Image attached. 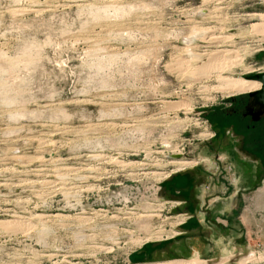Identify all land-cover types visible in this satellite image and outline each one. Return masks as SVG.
Instances as JSON below:
<instances>
[{"label":"rangeland","instance_id":"obj_1","mask_svg":"<svg viewBox=\"0 0 264 264\" xmlns=\"http://www.w3.org/2000/svg\"><path fill=\"white\" fill-rule=\"evenodd\" d=\"M255 12L264 0H0V264L224 258L222 237L211 258L190 238L171 160L198 163L206 203L240 201L234 237L264 264V177L242 190L213 158L211 111L234 95L201 70L218 54L221 75L264 71Z\"/></svg>","mask_w":264,"mask_h":264},{"label":"flooded vegetation","instance_id":"obj_2","mask_svg":"<svg viewBox=\"0 0 264 264\" xmlns=\"http://www.w3.org/2000/svg\"><path fill=\"white\" fill-rule=\"evenodd\" d=\"M229 101L227 107H219L211 111L213 117L211 125H213L214 134L211 135L212 138L209 137L211 139L207 138V146L208 149L215 151L212 156L216 158V161L229 164L234 176L238 175L239 178L249 177L251 179V183H247L242 187V190H248L249 184L254 186L258 178L264 177V106L257 103L249 92L234 95ZM219 150L224 153H218ZM196 164L198 163L195 161L194 165L184 166L183 169L177 170V172L186 171L191 167L194 168ZM219 166L218 164L217 167ZM190 190V185L177 187L176 192L185 200L176 202L175 206L185 207L189 204L186 197H189ZM220 203L218 201L212 205L217 206ZM239 204L240 201L235 198V202L233 201L234 206L228 212L224 213L217 210L212 212V218H217L220 215L226 218L227 228L225 230L232 237H234L233 233L236 230L239 231L237 224ZM189 218L190 216L187 219ZM209 222L210 220H208ZM216 225L218 224L212 222V225L207 227V231L212 236H216L220 233V230L224 229L218 225L219 230Z\"/></svg>","mask_w":264,"mask_h":264},{"label":"crops","instance_id":"obj_3","mask_svg":"<svg viewBox=\"0 0 264 264\" xmlns=\"http://www.w3.org/2000/svg\"><path fill=\"white\" fill-rule=\"evenodd\" d=\"M199 168V167H198ZM197 166L194 168H188V170L186 169L185 172L181 173V174H173L172 177H170V179L165 182V187H168L170 189V192L175 193L176 189L178 186L180 185H190L191 190L189 191V204L185 205V209H189L192 210L193 212V217H190V219H188V221H186V226L188 225H192L191 227L193 228L192 230V234L190 236L191 239H194L196 241L200 240L201 242H203L204 244H206V254L205 256H207L208 258L213 256V244L211 245L210 243L212 242H219L221 240H219L220 237H222L224 239L225 242L228 243V245L230 246L229 249H227L226 251H224V258L225 259H229V260H234L236 258H242L244 255H246L248 253V249L245 245H241L239 242L238 237H236V239L229 234L228 231L224 232L225 234H223L222 232L218 233L216 236H212L208 231H207V227L212 225V222H214V224H218L220 225L216 220V217L212 218V212H216L220 211V212H228L229 209H231L233 205V201H228L229 203H227L226 197H217L215 199H212L210 202H207L204 200V197L202 195V191H200L199 188V179L201 178V172H200V168L198 169ZM213 186V185H212ZM210 188L211 186H209V189H207L206 193H210ZM214 188H218L216 185H214ZM237 191L234 192V194H236ZM205 193V194H206ZM230 198H234V195ZM229 200V199H228ZM231 200V199H230ZM220 201L221 203L218 204L217 206H213L212 204L216 203ZM227 203V204H226ZM213 208V209H212ZM216 215V214H215ZM217 216V215H216ZM208 220H210V222L208 223ZM237 224L239 227V230L241 229V223L239 221V219L237 220ZM220 226H222L225 230V228H227V223L226 224H221ZM197 232L200 233L199 236L197 235ZM226 236V237H224ZM150 246L149 245H144V248L142 249L141 252H143L144 250H150ZM219 255V254H216ZM235 257V258H234ZM215 258V257H214ZM191 259L194 260H205V259H201L198 256L195 257H191ZM200 259V260H199ZM230 262V261H229ZM227 264H230V263ZM234 264V262H232Z\"/></svg>","mask_w":264,"mask_h":264},{"label":"bare ground","instance_id":"obj_4","mask_svg":"<svg viewBox=\"0 0 264 264\" xmlns=\"http://www.w3.org/2000/svg\"><path fill=\"white\" fill-rule=\"evenodd\" d=\"M255 15L258 17V21H254L252 23L249 24L250 28L259 33L261 38L260 40L262 41V47L258 48V50L260 51H264V13L263 12H255ZM214 38V37H213ZM218 39L217 42H221V43H225L229 40L228 36H219V37H215V40ZM187 43L190 42L189 39L186 40ZM192 41V38H191ZM225 52V50H220L218 52ZM188 54V53H187ZM186 54V55H187ZM188 56V55H187ZM191 57V54L189 53V58ZM227 61H222V59H220V55L218 54H213V56L210 58V62L208 64H205L203 66H205V68H201V70H203V72L206 71H210L211 73H216L217 75H220V82H219V86L217 87L218 89L221 90V92H226L227 95H235V94H241V93H246V92H250V91H255L257 89H259L260 84L254 80H250L247 78H242V77H231V76H226V75H221V73L223 72V64L226 63ZM261 68L264 69V63L261 65ZM250 72H254V73H258L255 72V70L253 69H249L248 73ZM262 72V71H259ZM251 73V74H254ZM250 74V75H251ZM183 106H186V104L182 103V102H172L170 103V108H181ZM175 157V156H174ZM170 164L173 165H182L183 166H188L193 164V162L190 161H182V160H178V161H173L171 160L170 162H168ZM183 169L182 166H179L178 168H175V171ZM174 170H171V173ZM169 175V173H166L165 177H167ZM12 221L9 220H0V224H12ZM16 224V223H15ZM235 258V257H234ZM257 259V255H255L254 253L250 254V252L246 255H244L241 259L236 258L234 260H232V262H234V264H246L247 262H255ZM200 260V259H199ZM228 261H231L229 259H225V258H221L217 261H213V260H186V259H172V260H167V261H161V262H156L153 264H227Z\"/></svg>","mask_w":264,"mask_h":264},{"label":"water","instance_id":"obj_5","mask_svg":"<svg viewBox=\"0 0 264 264\" xmlns=\"http://www.w3.org/2000/svg\"><path fill=\"white\" fill-rule=\"evenodd\" d=\"M246 78L254 80L260 84L259 89L250 91L249 94L254 97L257 103L264 106V71L248 75ZM229 263L233 264L232 261Z\"/></svg>","mask_w":264,"mask_h":264}]
</instances>
